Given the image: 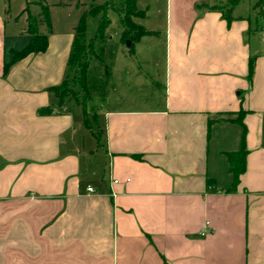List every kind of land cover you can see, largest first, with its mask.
Masks as SVG:
<instances>
[{
  "label": "crops",
  "instance_id": "obj_1",
  "mask_svg": "<svg viewBox=\"0 0 264 264\" xmlns=\"http://www.w3.org/2000/svg\"><path fill=\"white\" fill-rule=\"evenodd\" d=\"M230 2L137 0L150 33L88 77L89 126L54 91L78 22L14 59L30 13L0 10V264H264V16Z\"/></svg>",
  "mask_w": 264,
  "mask_h": 264
},
{
  "label": "trees",
  "instance_id": "obj_2",
  "mask_svg": "<svg viewBox=\"0 0 264 264\" xmlns=\"http://www.w3.org/2000/svg\"><path fill=\"white\" fill-rule=\"evenodd\" d=\"M123 7L121 10V22L124 26L123 40L125 42L130 41L132 48L134 44L138 42L143 36L149 34L138 20H142L146 17V13L140 10L137 6V0H121ZM239 0H232L230 2V9L226 7H214L220 11H230L238 3ZM264 0H258L257 7L260 8V14L264 16ZM115 6L114 2H106L93 9L94 12H105L110 8ZM27 11V9L25 10ZM42 16L44 17V23L49 30L52 28L50 12L48 7H43ZM29 28L28 31L33 38L31 42L20 52L16 53L14 59L22 58L31 52H42L47 49L48 37L40 32V21L37 17L29 14L28 17ZM110 21L107 16L104 15L101 19L99 30L97 33V38L103 39L105 28L108 26ZM93 56L92 49L90 50L85 37V25L82 20L77 27V36L75 39L74 47L71 52L68 66L69 74L66 80L61 86L54 88V91L59 96L61 102H63L67 97H72L77 101H80L84 107L86 125L89 126L87 121L88 114L86 112L85 103L89 97L88 92V82H87V72L91 63ZM72 84V85H71ZM228 161L230 164V172L234 176V183L231 190H235L240 183V177L246 169V157L247 151L243 147L239 152L229 153Z\"/></svg>",
  "mask_w": 264,
  "mask_h": 264
},
{
  "label": "rangeland",
  "instance_id": "obj_3",
  "mask_svg": "<svg viewBox=\"0 0 264 264\" xmlns=\"http://www.w3.org/2000/svg\"><path fill=\"white\" fill-rule=\"evenodd\" d=\"M232 1V0H231ZM114 2L115 6L107 11L94 12L93 9L104 3ZM155 6H161L166 4V0H154ZM67 4V6L61 5ZM258 0H239L237 5V12H247L257 9L260 12V8L257 7ZM21 8V19L28 13L35 14L39 19L40 26L44 23V17L42 16L43 7L46 6L50 12V19L53 30H55V23H65L68 19L76 20L77 26L83 20L85 25V37L89 49H92L93 56L90 66L87 72L88 77L91 80H95L98 77V73L106 71L109 63V59L116 56L119 52H125L127 43L123 40L124 26L121 22V10L123 7L121 0H0V10L4 7ZM26 8L27 11L22 15V10ZM30 9V12L28 11ZM264 8V5L261 9ZM106 15L110 23L105 28L103 39L97 38L100 22L102 17ZM151 18H154L152 15ZM263 26H264V19ZM47 27V26H46ZM134 44V51L131 54H127L130 57H134L136 53ZM126 53V52H125ZM106 60V62L104 61ZM72 85V84H71Z\"/></svg>",
  "mask_w": 264,
  "mask_h": 264
},
{
  "label": "built area",
  "instance_id": "obj_4",
  "mask_svg": "<svg viewBox=\"0 0 264 264\" xmlns=\"http://www.w3.org/2000/svg\"><path fill=\"white\" fill-rule=\"evenodd\" d=\"M115 183H118V181H115ZM88 192H89V193H92V192H94V189L91 188V187H89V188H88ZM210 227H211L210 222H207L206 225H205V227H204V228L202 229V231H201V236H203V237L207 236V235L209 234L208 229H209Z\"/></svg>",
  "mask_w": 264,
  "mask_h": 264
},
{
  "label": "water",
  "instance_id": "obj_5",
  "mask_svg": "<svg viewBox=\"0 0 264 264\" xmlns=\"http://www.w3.org/2000/svg\"><path fill=\"white\" fill-rule=\"evenodd\" d=\"M126 43H127V49L129 51H131L132 50V44H131V42L130 41H127Z\"/></svg>",
  "mask_w": 264,
  "mask_h": 264
}]
</instances>
